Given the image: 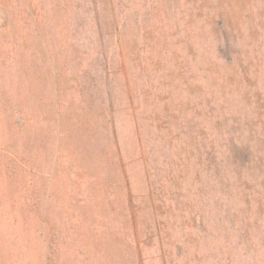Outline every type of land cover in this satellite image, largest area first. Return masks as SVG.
Returning a JSON list of instances; mask_svg holds the SVG:
<instances>
[{"label":"rangeland","instance_id":"obj_1","mask_svg":"<svg viewBox=\"0 0 264 264\" xmlns=\"http://www.w3.org/2000/svg\"><path fill=\"white\" fill-rule=\"evenodd\" d=\"M24 8L43 14L38 32L23 30ZM30 34L93 64L115 41L120 125L100 127L98 145L131 176L117 189L106 179L99 193L101 165L85 163L78 188L52 195L53 224L34 225L35 238L13 240L26 225L0 219V264H22L17 253L31 245L47 264H264V0H0V43ZM200 141L228 173L241 156V192L217 176L211 184L209 161L197 163ZM68 160L81 169L79 156ZM202 211L216 218L205 243ZM240 220L232 257L226 233Z\"/></svg>","mask_w":264,"mask_h":264},{"label":"crops","instance_id":"obj_2","mask_svg":"<svg viewBox=\"0 0 264 264\" xmlns=\"http://www.w3.org/2000/svg\"><path fill=\"white\" fill-rule=\"evenodd\" d=\"M33 13L28 8L21 13L23 30L30 33L38 32L39 21L43 22V14ZM3 45L9 49L4 51ZM53 47L36 34L13 39L10 45L0 43V219H19L26 225L13 240L28 239V233L35 238L42 233L33 231L34 225L40 229L44 222L53 224L45 219L51 218L54 208L49 204L52 195L59 189L68 196L74 186L78 188L77 176L86 172L85 163L97 160L101 165L93 175L99 193L108 189L106 179L109 188L117 189L126 186L131 176L98 145L100 127L120 125L121 75L112 67L105 76L99 55V63L93 64L80 53L64 56ZM76 156L81 169L68 160ZM112 167L118 169L115 174ZM35 248H19L22 264H47L45 250Z\"/></svg>","mask_w":264,"mask_h":264},{"label":"trees","instance_id":"obj_3","mask_svg":"<svg viewBox=\"0 0 264 264\" xmlns=\"http://www.w3.org/2000/svg\"><path fill=\"white\" fill-rule=\"evenodd\" d=\"M114 42L115 41H113V43L109 46V48L107 49L108 51L105 54V56L107 55L106 56V60L104 61V63H105V69H104L105 76L110 75L111 74V71H112V70L111 71L110 70H107V68L109 69L110 67H112L111 66L112 62L111 61L114 60V56L112 54V51H110V50H112L114 48ZM99 56L103 57V53L101 51L99 52ZM201 142L202 141H200L198 143L201 144ZM208 145H211V147H213V148L218 146V144H208ZM229 145L231 146L232 150H234L235 153H237L238 151H242V149L244 147V143H242L238 139H234V141H231V143ZM199 146L200 147L198 148V150L201 151L202 153L199 152L200 155H199V158L197 159V161H198L197 163L200 166L199 169H202L203 166H206L207 165L206 162L209 161V167H210V170H211V172L209 174L211 176V179H210L211 184H213L214 186H215V184L216 185L220 184L219 183L220 181L218 179H221L222 178L223 179V182H225L227 185L229 184L228 185L229 187H231V188L232 187L233 188H238V191L241 192L243 190V183H244L243 182V177H242V175H244V173H242L244 165L242 163L243 160H242L241 156L240 155H235V157H237L239 159V161H236V159H234V161H232V163H233L232 165H234L235 168H239L240 170L239 171L231 170L228 173L227 171H224V169H223V167H224L223 160L224 159H222V155H203L204 154L203 151L205 150V146L206 145L203 146V144H201ZM211 149L208 148L207 150H211ZM214 150L215 149H212V151H214ZM234 152H233V154H235ZM206 153H207V151L205 152V154ZM199 160H201L202 162L199 161ZM213 176H217L218 179H216ZM212 177H213V179H212ZM233 214H234V217L237 216V214L234 212V210H233ZM200 216H201V219L204 221L203 222L201 220V226L203 227V229H202L203 230V235L201 237V243H202V241H203V243H205L204 236H205L206 232L208 231L211 223L212 222H215L214 220L216 218L215 219H208L207 218L208 215L205 212H203V211H202V213H201ZM242 216L243 215H240V219L242 218ZM235 219H238V218H235ZM191 220H192V218H191ZM241 221L242 220L235 221L234 224H233V226H232V223H231V226L228 227L229 228V231H227V233H226V239H227V242L230 244L232 257L235 255V253L233 252V248H235L234 247L235 246V240H236L235 237H236L237 231H238V234H239V235L237 234L238 235L237 238H242V239L244 238V233H243L242 228H241V225H240L241 224ZM189 225H190V223H188V224L186 223V227L187 228L189 227ZM233 229H235L234 230L235 231L234 233H232L233 232ZM236 242H238V241H236ZM187 247L189 248V250L191 248H193V246L192 247L187 246ZM199 249H200V244H199ZM189 250H188V252H189ZM188 252H187V255H188ZM203 261H204V258H203Z\"/></svg>","mask_w":264,"mask_h":264}]
</instances>
